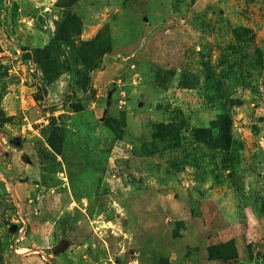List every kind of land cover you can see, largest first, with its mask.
Listing matches in <instances>:
<instances>
[{
	"label": "rangeland",
	"instance_id": "rangeland-1",
	"mask_svg": "<svg viewBox=\"0 0 264 264\" xmlns=\"http://www.w3.org/2000/svg\"><path fill=\"white\" fill-rule=\"evenodd\" d=\"M4 1L0 264H264V0Z\"/></svg>",
	"mask_w": 264,
	"mask_h": 264
},
{
	"label": "trees",
	"instance_id": "trees-1",
	"mask_svg": "<svg viewBox=\"0 0 264 264\" xmlns=\"http://www.w3.org/2000/svg\"><path fill=\"white\" fill-rule=\"evenodd\" d=\"M4 0H0V21H2L3 17V5H4ZM231 125V120L229 117H226V115H223L221 117H218V119L213 123V128L214 130L218 133H216V138L219 139V130H225L229 128ZM211 132V131H208ZM218 134V135H217ZM209 137H212V133H208ZM24 233V232H23Z\"/></svg>",
	"mask_w": 264,
	"mask_h": 264
},
{
	"label": "water",
	"instance_id": "water-1",
	"mask_svg": "<svg viewBox=\"0 0 264 264\" xmlns=\"http://www.w3.org/2000/svg\"><path fill=\"white\" fill-rule=\"evenodd\" d=\"M66 243H60L58 246H55L53 248V252H58L59 250L63 249L64 247H66Z\"/></svg>",
	"mask_w": 264,
	"mask_h": 264
}]
</instances>
